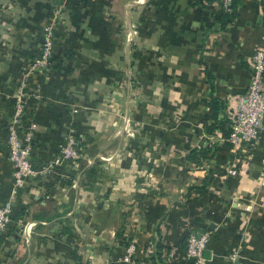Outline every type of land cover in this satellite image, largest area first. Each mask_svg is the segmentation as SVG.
<instances>
[{
    "label": "crops",
    "instance_id": "crops-1",
    "mask_svg": "<svg viewBox=\"0 0 264 264\" xmlns=\"http://www.w3.org/2000/svg\"><path fill=\"white\" fill-rule=\"evenodd\" d=\"M63 3L49 75L40 97L25 103L23 122H35L29 162L36 172L16 187L15 215L0 231V264L152 263L155 242L154 264H185L184 217L173 198L200 186L209 170L191 198L199 230L210 235L206 264H264V132L234 155L219 130H205L209 96L224 104L218 118L229 114L246 88L252 49L264 48L263 0H237L221 28L218 0H0V203L14 185L5 131L17 77L36 55L41 25ZM133 57L145 114L129 117L138 127L134 140L143 156L153 137L165 143L152 165L131 163L128 151L112 156L125 144L121 113L130 111L136 90ZM67 127L85 155L112 156L109 165L42 171ZM212 138L211 158L186 160ZM169 155L183 157L186 168L168 164ZM129 242L135 250L126 260Z\"/></svg>",
    "mask_w": 264,
    "mask_h": 264
},
{
    "label": "built area",
    "instance_id": "built-area-1",
    "mask_svg": "<svg viewBox=\"0 0 264 264\" xmlns=\"http://www.w3.org/2000/svg\"><path fill=\"white\" fill-rule=\"evenodd\" d=\"M222 8L227 9L231 0H218ZM264 1V0H263ZM58 13L57 9L51 12L48 20L41 26L39 35L38 54L28 62L26 68L19 74L16 81V104L9 124L6 127L5 143L7 148V163L12 168L14 185L11 195L7 200L0 203V231L7 227L11 221L13 211L12 200L16 194V187H22L26 178L35 174V170L29 162V153L31 149V139L33 136L34 123L24 130H20L18 114L22 110L21 100L24 97L32 95L37 97L35 91L28 92V77L37 68H43L48 64L53 51V26L51 20ZM249 78L245 90L236 95L233 100L232 110L227 117L229 118V135L226 140L233 146H240L249 140H254L264 132V125L261 119L264 116V48L255 47L248 57ZM77 109H72L76 112ZM63 143L59 146L58 153L53 156L42 168V171L55 169L56 167L78 166L80 149L77 140L72 134V128L67 127ZM264 175V156L262 158ZM230 174L234 169L229 170ZM29 228V226H28ZM208 231H191L184 239L183 248L180 257L183 262L190 264H206L204 250L209 240ZM135 246L129 242L125 247L124 259L128 260L133 254ZM234 253L231 254V257ZM138 264H152L149 260L139 262ZM162 264V263H158Z\"/></svg>",
    "mask_w": 264,
    "mask_h": 264
},
{
    "label": "rangeland",
    "instance_id": "rangeland-1",
    "mask_svg": "<svg viewBox=\"0 0 264 264\" xmlns=\"http://www.w3.org/2000/svg\"><path fill=\"white\" fill-rule=\"evenodd\" d=\"M64 1L66 2V0H64ZM64 6H65V4L63 3L62 6H60L59 8H56L58 13L51 20V24H52L53 28H54L55 23L57 22V19H58V16H59V12L61 11L62 7H64ZM46 21H47V18H46L45 22ZM53 39H54V37H53ZM136 46H131L130 45V47H135V49H136V52H135L136 55L135 56L137 57V53H139V50L136 48ZM37 54H38V50L36 52V55ZM35 57L36 56H34L31 60H33ZM132 59H134V60L130 61V65H132V63H133L135 65L136 69H135V74L133 75V81H131V84H133L136 87V90L133 91V93L130 95V98H129L130 99V107H131L130 111H126L125 114L121 113L122 116H124L123 117V128H122L123 130H122V133L125 136V140L123 141V143L125 142V144L124 145L122 144L123 148L120 150L121 154H120V152L115 151L112 156L115 155L116 156L115 159L117 157L123 158L125 156V154H126L125 151H128L130 153L129 157H130L131 160H129V161L131 163L143 164V165L144 164H146V165H150L151 164L152 165L153 163H155V157H153L152 155H154V153L159 155L160 152L163 150V148L165 146V143L163 142V144H161L162 142H160L158 140V138H156L157 136L153 137L152 140H151V145H150L151 155H150V152H149L148 156H143V155H140L141 147H137V146H139L138 145L139 144V140L138 139L134 140L135 134H137V131H135V130H137L138 127L136 126V124L134 126H132V123H134L135 121H131V118H129V117H135L138 120L139 118H143V116L145 114L142 113V111H141V107H142L141 103L143 101V95L137 91L138 88L142 87L141 86L142 78L137 73V71H138L137 68H139V63L140 62H139V59H137V58L133 57ZM50 67H51V65H50V61H49L47 65H45L43 68H37V71H33V73L30 74V76L28 77L27 91L28 92L35 91L38 96L34 97L32 95H29L28 97L22 98V100L20 102L21 105H22V110L18 114V117L20 119L19 123H18V125L20 124V130L22 128H24L23 124L26 122V121L23 122V116H24V111H25L26 100L31 99V98L32 99H38L40 97V93L37 90L39 89L40 86H42L43 80H46L47 76L49 75ZM33 74H36L40 80L37 81V82H31V77H32ZM16 86H17V84H16ZM12 98H13V101H14V105L13 106H15V104H16L15 92L13 93V97ZM169 112H171V114L174 116V114H175L174 108L173 109H169ZM128 113H130V115ZM172 119H173V121L175 120L174 118H172ZM31 123L35 124V122H33V121L26 122L27 125L25 126V128H27L28 126H31ZM33 131H34V129H33ZM154 138H156V140H154ZM63 140L64 139H62L61 144L63 143ZM214 142L216 143L214 138H212V140L209 141V143H208L209 147H211V145L214 144ZM77 145H78V141H77ZM230 147H232L233 151L231 153H233L234 155L240 153L239 152V150L241 149L240 146L233 147L231 145ZM195 149H197V148H195ZM111 157H110V159H111ZM174 158H178L179 159V157H175V156H171V155H169L168 158L164 157L165 161H168V164H170V165L174 164V165L180 166L179 170H182L183 167L186 168L187 164H185L186 162L184 161L183 157H180L181 160L177 159V161H176V159L174 160ZM110 159L104 158L103 154H97V156L93 158V157H91V155H89V154L85 155L84 152L80 151V157L78 158V161H79L78 165L82 166V165L85 164L87 166L99 167V166H102L103 164H108L109 165ZM182 165H183V167H182ZM153 190L154 189H152L151 191H153ZM201 192H202V190H200V191L197 190V189L193 190L191 186H186L183 193H181L180 195H178L175 198H173V201H176L178 203L177 204L178 208H180V212L179 213L183 214L181 216L184 217V220H182V224H183L182 233H183V236L187 235L192 230L201 231V230H199L200 228H198L199 225L196 224V222H197V219H196L197 217H195L196 213H192V211H191V207H192L191 206V198H192V196L195 195V193H197V194L199 193L200 194ZM177 200H179V201H177ZM173 209H175V208H173ZM198 209H203V206L198 207ZM176 212H178V211H176ZM202 213H203V210H200L199 214H202ZM194 219H196V220L194 221Z\"/></svg>",
    "mask_w": 264,
    "mask_h": 264
},
{
    "label": "trees",
    "instance_id": "trees-1",
    "mask_svg": "<svg viewBox=\"0 0 264 264\" xmlns=\"http://www.w3.org/2000/svg\"><path fill=\"white\" fill-rule=\"evenodd\" d=\"M68 1L69 0H66L65 3L67 4ZM236 1L237 0H231L227 9L222 8V6L220 5V7H221V12H220V15H219L220 16L219 17L220 18L219 19L220 20L219 21V27L220 28L224 27V25L226 23H228L235 16ZM75 2H76V0H75ZM39 35H40V33H39ZM52 55H53V52H52L51 58H50V65L52 64ZM205 74L207 75V72H205ZM205 105H206V107H207V109H208V111H209V113L211 115V118H210L209 122L207 123V125L205 127L206 132L207 133H212L214 130H219L221 136L224 139V143L226 145H230L229 142L226 140V138L229 135V131H230L229 118L227 117V114H223L220 118H218V113L222 112V110L224 109V104L222 103V101L219 98H216V97H213V96H209V98L206 101ZM26 125L27 124L24 123L23 127L25 128ZM5 134H6V131H5ZM33 137H34V134H33L32 139H31V144H32V141H33ZM58 149L56 150V153L53 156H55L58 153ZM213 153H214V150H212L211 147L204 146V147H199L197 149L190 150L185 158L187 160L195 163V164H199L201 161L208 160L209 158H211ZM60 168H62V166L56 167L55 169H60ZM209 173H210V170L204 176L203 181H202L200 186H191V187L194 188V189H197L199 191L202 190V188L204 186V183L206 182V176ZM14 215H15V210H14V206H13V211H12V214H11V221H12V218L14 217ZM195 220L196 219H194V221ZM10 222L7 224V226L10 224ZM196 224L199 225L198 220H197ZM192 231H197V230H192ZM201 231H206V230H201ZM197 232H200V231H197ZM185 236H184V239H185ZM159 247H160L159 243L155 242V246H154V250L155 251H154L153 255L151 256L152 264L155 263L154 260L156 258V254L158 255V253L156 251L159 249ZM72 257L77 260V257L75 255H73ZM75 264H79V263L76 262ZM185 264H190V263H185Z\"/></svg>",
    "mask_w": 264,
    "mask_h": 264
},
{
    "label": "water",
    "instance_id": "water-1",
    "mask_svg": "<svg viewBox=\"0 0 264 264\" xmlns=\"http://www.w3.org/2000/svg\"><path fill=\"white\" fill-rule=\"evenodd\" d=\"M261 123L264 125V116L261 119ZM234 264V263H233Z\"/></svg>",
    "mask_w": 264,
    "mask_h": 264
}]
</instances>
